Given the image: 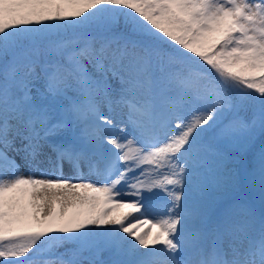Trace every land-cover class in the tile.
I'll list each match as a JSON object with an SVG mask.
<instances>
[{
	"label": "snow or ice",
	"instance_id": "snow-or-ice-1",
	"mask_svg": "<svg viewBox=\"0 0 264 264\" xmlns=\"http://www.w3.org/2000/svg\"><path fill=\"white\" fill-rule=\"evenodd\" d=\"M0 264H264V0H0Z\"/></svg>",
	"mask_w": 264,
	"mask_h": 264
},
{
	"label": "rangeland",
	"instance_id": "rangeland-1",
	"mask_svg": "<svg viewBox=\"0 0 264 264\" xmlns=\"http://www.w3.org/2000/svg\"><path fill=\"white\" fill-rule=\"evenodd\" d=\"M112 115L115 117V122L117 124V127L119 128V127L123 126V122H124V110L121 109L120 107H115ZM131 132H132L131 127H127L126 128V133L127 134H131ZM17 160H18V163H20V165H21V171L25 175H28L30 169L24 164V162L22 160H20L19 158H17ZM36 175L39 176V173H36ZM85 179H95V177H87L86 176ZM97 182L99 183V181H97ZM234 195L238 197L240 195V193H236ZM125 199L126 200L127 199H130V197H125ZM152 215H153V213L149 212V214H148L147 217H141V219H143V218H149L150 219L152 217ZM101 258L102 259H107V254H104Z\"/></svg>",
	"mask_w": 264,
	"mask_h": 264
},
{
	"label": "trees",
	"instance_id": "trees-1",
	"mask_svg": "<svg viewBox=\"0 0 264 264\" xmlns=\"http://www.w3.org/2000/svg\"><path fill=\"white\" fill-rule=\"evenodd\" d=\"M259 146H260V144H259V140H257V142H256V144H255V149L256 150H258L259 149ZM234 154H236L237 156H240L241 154L240 153H238V152H235Z\"/></svg>",
	"mask_w": 264,
	"mask_h": 264
},
{
	"label": "bare ground",
	"instance_id": "bare-ground-1",
	"mask_svg": "<svg viewBox=\"0 0 264 264\" xmlns=\"http://www.w3.org/2000/svg\"><path fill=\"white\" fill-rule=\"evenodd\" d=\"M131 219V218H130ZM132 222H135L134 220ZM145 229H147L148 225H144Z\"/></svg>",
	"mask_w": 264,
	"mask_h": 264
}]
</instances>
